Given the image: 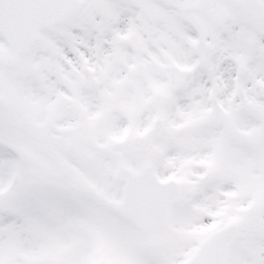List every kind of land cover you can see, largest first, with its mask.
<instances>
[{"label":"snow or ice","instance_id":"6c2138e0","mask_svg":"<svg viewBox=\"0 0 264 264\" xmlns=\"http://www.w3.org/2000/svg\"><path fill=\"white\" fill-rule=\"evenodd\" d=\"M0 264H264V0H0Z\"/></svg>","mask_w":264,"mask_h":264}]
</instances>
